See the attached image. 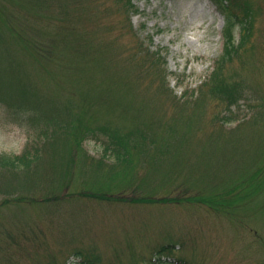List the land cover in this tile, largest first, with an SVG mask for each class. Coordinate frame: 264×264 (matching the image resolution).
<instances>
[{"label":"rangeland","instance_id":"rangeland-1","mask_svg":"<svg viewBox=\"0 0 264 264\" xmlns=\"http://www.w3.org/2000/svg\"><path fill=\"white\" fill-rule=\"evenodd\" d=\"M247 1L251 39L229 76L263 115L225 125L224 106L201 98L224 46L211 0H132L130 19L114 0H0L21 12L0 13V153L40 137L29 102L60 126L33 173L0 170V264H62L93 246L109 264L113 252L146 264L169 242L192 264H264V0ZM148 46L169 94L142 73ZM110 131L146 146L117 162Z\"/></svg>","mask_w":264,"mask_h":264},{"label":"trees","instance_id":"trees-1","mask_svg":"<svg viewBox=\"0 0 264 264\" xmlns=\"http://www.w3.org/2000/svg\"><path fill=\"white\" fill-rule=\"evenodd\" d=\"M120 11L124 12L130 19L132 15L138 14V7L132 0H114ZM217 10L224 16V28L222 31V38L224 41L223 51L218 59L215 61L213 71L210 76L203 82L201 86V98L207 99L208 96L212 97L217 102L224 106V113H221L218 120L222 124L232 125L239 122H244L250 116L257 119L261 117L262 108L251 106V93L243 82L235 80L229 76V68L237 60H241L243 48L251 39L252 24L254 18V9L251 3L247 0H211ZM17 9L6 8L0 2V13L3 17L11 22H18V16L21 12ZM237 36L239 37L237 39ZM152 37L150 44L152 45ZM37 46L40 49L49 50L52 45L48 46L47 43L38 41ZM39 49V50H40ZM148 46L147 52L142 56L140 62L142 73L149 75L155 71V75L161 78L160 86L165 94H169L168 85L164 78L162 71H165L167 65L166 58L162 56L161 51H150ZM51 52V51H49ZM148 53V54H147ZM147 54V55H146ZM139 65V66H140ZM199 100V99H198ZM32 108L25 107L24 113L27 114V122L33 130L40 134L36 140L29 142L23 153L20 155H8L0 153V170L21 172L26 171L33 173L35 166L43 159L44 149L43 145L54 140L57 133H59V123L55 120L46 118L47 114L43 106L32 101ZM243 115V116H242ZM40 127V128H38ZM106 129V128H105ZM105 131V130H104ZM91 134V136H93ZM109 142H105V156L115 158V161L128 162L130 156V148L141 149L146 146L145 137L136 138L133 134L121 136L118 132L110 131ZM108 155V156H107ZM109 159V158H108ZM185 243H160L151 253L150 261L146 264H192L187 258H177L176 254L178 249L185 250ZM9 246L14 249L20 248V242L15 240L14 237L9 239ZM184 246V247H183ZM82 248V247H80ZM95 248V246L87 249L74 250L75 252L70 255L69 259L62 264H109L105 260L106 254L103 249ZM110 264H124V255H117L114 252ZM47 264H58L55 261H49Z\"/></svg>","mask_w":264,"mask_h":264}]
</instances>
